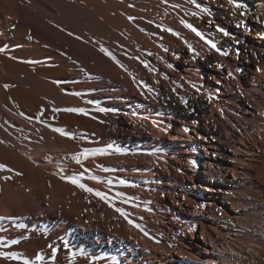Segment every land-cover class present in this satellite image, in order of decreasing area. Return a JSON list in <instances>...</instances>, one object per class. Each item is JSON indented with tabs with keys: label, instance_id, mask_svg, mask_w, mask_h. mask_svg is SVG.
Segmentation results:
<instances>
[{
	"label": "bare ground",
	"instance_id": "6f19581e",
	"mask_svg": "<svg viewBox=\"0 0 264 264\" xmlns=\"http://www.w3.org/2000/svg\"><path fill=\"white\" fill-rule=\"evenodd\" d=\"M263 24L264 0H0V264H264Z\"/></svg>",
	"mask_w": 264,
	"mask_h": 264
},
{
	"label": "rangeland",
	"instance_id": "374dc122",
	"mask_svg": "<svg viewBox=\"0 0 264 264\" xmlns=\"http://www.w3.org/2000/svg\"><path fill=\"white\" fill-rule=\"evenodd\" d=\"M234 30H236V29H234ZM257 37L254 39V41H256V45H258L260 48H263L264 49V24L262 25V31L261 32H259V34H257L256 35ZM241 39L242 40H244V41H246V42H248V41H250V35H248V36H245V37H241ZM259 42V43H258ZM239 65H241V66H244V67H247V65H246V63L245 62H240L239 61ZM234 76H232V82L230 83V85H228V86H225V84H223L224 83V81L222 80V79H220L219 81H220V83H219V81H218V84L217 83H214V82H210V85H209V87L211 88V87H215V88H218L219 90H221V91H223L224 92V97H227L226 98V101L228 102L227 103V106H228V109H227V112H229L228 114H232V115H229L230 116V118H234V116L235 115H237V109H235L234 107H235V102H233V100L232 99H234V92L236 91V90H244L247 86H245L244 84H243V81H244V77H242L241 75H239V74H233ZM234 77V78H233ZM243 87V88H242ZM225 91H227L226 93H225ZM227 94V95H226ZM203 96H205V95H203ZM232 101V102H231ZM232 103V104H231ZM234 103V104H233ZM192 119H194V117H191L189 120H192ZM128 128V129H127ZM124 130H125V132L126 131H132V128H130V126L129 125H126L125 126V128H124ZM130 133H132V132H130ZM128 137H129V139L126 137V136H122V141L124 142V143H127V141L128 140H130V141H134V137H131L130 136V134L129 135H127ZM131 138V139H130ZM202 145H203V143H202ZM201 151H202V153L203 152H205V149H201ZM202 217H204V216H202ZM240 233L241 234H244L245 233V231L243 230V231H240ZM252 238H256V235L255 234H253L252 235Z\"/></svg>",
	"mask_w": 264,
	"mask_h": 264
},
{
	"label": "snow or ice",
	"instance_id": "6c2138e0",
	"mask_svg": "<svg viewBox=\"0 0 264 264\" xmlns=\"http://www.w3.org/2000/svg\"><path fill=\"white\" fill-rule=\"evenodd\" d=\"M190 2H192L193 4H196V0H190ZM230 2H231V0H230ZM196 6L199 7L198 4H197ZM235 6H236V7H240L239 4H236ZM185 27H188L191 31L195 32L197 36H200V38H201L202 40H204V37H203L198 31H196L195 28H192L191 25H185ZM217 31H218V32H222L225 36L229 35V33L225 32L222 28H219V27H218V28H217ZM173 35H175V33H173ZM205 43L208 44L209 47H211V48H213V49H216V44L213 43L212 41L205 40ZM190 50H191V48H190ZM216 50L219 51V49H216ZM102 51H103V49H102ZM220 54H221V55H224L225 53H223V52L221 51ZM105 55H109V54H108L107 52H105ZM145 67H147V64H145ZM218 67H220V66L218 65ZM229 75L231 76V73H229ZM68 111H74V110H73V109H68ZM184 131L187 132L188 129L185 128ZM81 158H83V159H87V158H88V154L85 153V152H82V153H80L79 155H77V156H73V157H72V159H73L77 164H82V159H81ZM3 168H4V166H3V165H0V169H3ZM88 171H89V170H88L87 168L84 169V172H85V173H87ZM81 178H82V177H81ZM89 178H91V179H93V180L96 179L95 177H89ZM70 182L73 183V184H75L77 187L82 188L83 190H85V191H87V192L93 193L94 195L98 196L100 199L105 200V202H108V201H109V198H108L106 195H104L103 193H100V192H93V189H91V188H86L83 184L79 183V179H72ZM121 183H123V182H121ZM110 206H111V205H110ZM116 211L120 212V214H121L122 216H125V218H127V214L124 213L121 209H116ZM129 223L132 224V221L129 220ZM133 226H134V227H138L137 225H133ZM13 243H15V241H13ZM65 247H67V243H65ZM53 253H55V249H53ZM39 259H40V257L38 256V257H37V260H39ZM25 264H27V262H25Z\"/></svg>",
	"mask_w": 264,
	"mask_h": 264
}]
</instances>
